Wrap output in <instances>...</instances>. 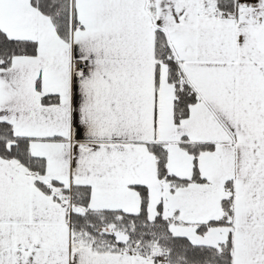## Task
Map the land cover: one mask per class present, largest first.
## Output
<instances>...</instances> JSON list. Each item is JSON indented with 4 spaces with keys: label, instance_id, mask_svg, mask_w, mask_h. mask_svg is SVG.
Segmentation results:
<instances>
[{
    "label": "snow or ice",
    "instance_id": "snow-or-ice-1",
    "mask_svg": "<svg viewBox=\"0 0 264 264\" xmlns=\"http://www.w3.org/2000/svg\"><path fill=\"white\" fill-rule=\"evenodd\" d=\"M0 264H264V0H0Z\"/></svg>",
    "mask_w": 264,
    "mask_h": 264
}]
</instances>
